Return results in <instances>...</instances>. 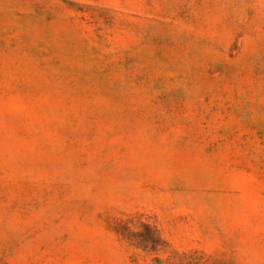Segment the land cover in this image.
Masks as SVG:
<instances>
[{"label":"rangeland","instance_id":"374dc122","mask_svg":"<svg viewBox=\"0 0 264 264\" xmlns=\"http://www.w3.org/2000/svg\"><path fill=\"white\" fill-rule=\"evenodd\" d=\"M0 264H264V0H0Z\"/></svg>","mask_w":264,"mask_h":264}]
</instances>
